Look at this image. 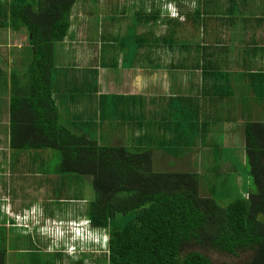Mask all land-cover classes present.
<instances>
[{"label": "trees", "instance_id": "obj_1", "mask_svg": "<svg viewBox=\"0 0 264 264\" xmlns=\"http://www.w3.org/2000/svg\"><path fill=\"white\" fill-rule=\"evenodd\" d=\"M75 1L0 0V28L24 30L28 43L20 65L13 64L0 77V159L4 165L0 175L7 174L3 188L14 215L39 203L44 219H53L56 215L48 199H72L69 185L83 186L84 178L94 197L80 216L93 229L106 231L108 241L104 253L94 259L90 253L74 252L71 256H78L73 260L77 264L85 259L94 264H213L209 250L227 256L219 264H264V123L245 124L244 168L256 189H245L246 195L237 190L229 201L231 166L224 168V164H237V169L241 164L229 148L207 134L212 122L225 117L205 111L212 98L203 103L192 98L186 104L181 97L180 110L152 122L151 116L143 120V116L133 118L112 109L110 104L118 97L95 92L96 70L92 81H86L80 68L69 73L56 68L55 46L68 32ZM87 1L98 0L82 2ZM157 1H146L148 12L142 5L147 23L168 19L159 15ZM200 18L198 13L196 24L208 19ZM12 53L0 45V64H7L6 57ZM95 95L102 104L96 116L80 108ZM215 107L223 109L224 105L218 100ZM119 122L131 131L156 128L157 134L148 132L143 140L136 137L128 144L122 137L114 141L112 132ZM103 124L106 130L101 129ZM45 151L50 155L44 156ZM228 157L230 161H225ZM27 230L14 217L0 218V264H6V240L15 235L27 237ZM66 244L64 238L62 245ZM35 250L40 260L42 252Z\"/></svg>", "mask_w": 264, "mask_h": 264}, {"label": "crops", "instance_id": "obj_2", "mask_svg": "<svg viewBox=\"0 0 264 264\" xmlns=\"http://www.w3.org/2000/svg\"><path fill=\"white\" fill-rule=\"evenodd\" d=\"M126 1H117L120 4L103 0L82 2L80 8H86V11L77 17L74 13L70 16L68 32L55 46L56 68L67 73L80 68L82 79L86 78V81H92L96 70L95 92L118 97L110 104L112 109L130 113L133 118H137L135 115L143 100L147 99L148 104L155 102L156 92L153 91L157 89L161 94L156 103H167L166 96L172 93L176 98H186V104L192 98L201 99V103L212 98L205 111L225 117L209 125L208 136L210 139L215 137L223 145L220 137L237 136L242 148L238 151L242 154L240 159L245 163V124L247 121L264 123V0H183L180 15L178 9L175 17L167 9L173 2L158 0V4L160 1L167 4L159 15L168 19L165 22L159 19L156 23H147L148 18L142 10L143 5L146 12L149 11L147 0H131L129 4ZM93 9L98 14L97 32L88 35L81 26L85 16L91 17L90 12L95 14ZM113 12H118V16ZM198 13L200 20L208 18L205 23L204 20L195 23ZM130 19L132 29L128 25ZM175 19L179 20L177 30L180 29L182 35L189 34L194 44L171 43L179 34L171 27ZM159 22L165 25L161 33L154 30ZM187 23L189 26H184ZM166 36H172L169 42ZM232 39V46L221 44L222 41L231 43ZM68 41L71 45L63 50L61 45ZM211 70L215 73L208 74ZM137 96H142V100L139 101ZM218 100L223 103V109L215 107ZM99 105L102 107L95 95L80 108L96 116L101 112L97 108ZM146 108L142 110L146 111ZM164 114L169 115L168 112ZM164 114L157 112L154 119L162 120ZM224 123L226 125H221ZM229 124L233 129L226 134L222 129ZM114 131L118 133V129L115 127L112 132V139L116 141L119 137Z\"/></svg>", "mask_w": 264, "mask_h": 264}, {"label": "rangeland", "instance_id": "obj_3", "mask_svg": "<svg viewBox=\"0 0 264 264\" xmlns=\"http://www.w3.org/2000/svg\"><path fill=\"white\" fill-rule=\"evenodd\" d=\"M82 1L83 0L75 1L71 9L70 16L73 13L76 16L79 13L86 11L85 10L86 8H84V10H81L80 8V3ZM131 2H132L131 0L126 1V3L128 4ZM117 4H120V2H118ZM156 4L159 8H161L163 12L165 11L167 7L166 3H162L160 1L159 4L157 2ZM180 4H182V0H179V2H173L172 4H168L167 9L171 11L172 16L178 15V9H179V15H180V9H181ZM111 8L112 7H110V9ZM93 10L95 14L90 12L91 17L85 16V19L83 20L82 26H81V30H84V33L88 35H93L94 32H97L95 28V23L98 21V18H97L98 14L95 9ZM128 10L129 9H127V11ZM116 13L118 12H113L112 14L115 16H118V14ZM115 20L116 18L113 21ZM73 21L74 20L72 19L71 24H73ZM128 25L130 29L134 28L132 19L129 20ZM171 25H172V28L175 30V32H178L179 34H181V36H178L179 35L178 34L176 37H173L174 40L171 43H175V44L178 43V45H182V44L187 45L189 43L194 44V42L191 39H189V36H188L189 34L185 33L184 35H182L181 30L180 29L177 30L178 26H177L176 21L174 22L172 20ZM164 26L165 25H162L159 22V25L155 26V29H154L155 32H158V31L160 33L163 32V30L165 29ZM184 26H189V25L187 23ZM192 29L194 28L192 27ZM194 37L196 36L194 35ZM165 38H167L166 40L167 42H169L172 36H166ZM233 40L234 39H232L231 43H228V44L225 41H222L224 43H221V44L232 46ZM27 44H28L27 34L24 30L14 32L10 29L0 28V45L2 46V49L5 51V48H6L8 52H15V54L12 53L11 55H8L6 57L7 64H0V77H3L6 72H9L12 69L13 64L15 66L20 65L19 62L21 61V57H22L21 53H22L23 47L27 46ZM68 45H71L69 41H68V44H62L61 45L62 49L64 50L65 47H67ZM179 48L180 47H178V50ZM18 70L20 71V69ZM181 75H183V71H181ZM142 92H146V91H142ZM148 93H150V91ZM153 93H155L154 94L155 102H153L154 104L153 103L148 104L147 99L143 100L144 102L143 101H142L143 103L141 102L140 108L136 114L137 118L141 119L142 116L143 118L144 116L146 117L151 116L152 117L151 121L154 122L155 120L154 116L157 112L162 111L163 114L168 112L170 115H173L174 113H176L177 110H180L179 101H181L182 103L184 102L181 98L174 97L172 93L171 95L166 96L167 103L165 104L162 102L156 103V100L158 99V96H160L161 91L160 89H157V91H153ZM137 98L139 99V101L142 100V96H137ZM162 106H165V107H162ZM143 108H146L147 110L144 111L142 110ZM141 112H143V114ZM177 116L178 114L175 115V117ZM221 125H226V123L221 124ZM229 126H231V124L227 125L226 127H223L222 129L223 131H225L226 134L229 133V130L231 132V130L233 129V127H229ZM106 127H107V124H105V126L103 124V126H101V129H105ZM209 128H211V126ZM117 129H118V133L114 131L117 134L116 137H122V140L126 144H128V141L130 142L134 138L136 139V137L139 138L138 140L140 139L143 140L144 139L143 134H146L148 132L150 135L157 134L156 128H151V127H146V126L142 127L141 129L136 127L133 129V131L127 130L126 126L120 122L118 124ZM220 138H221V141L223 140V142L225 143L224 146L226 148H229V153H232V155L238 158L241 164V168L239 169H237V164L236 165L234 164L228 165V163L224 164V168L231 166L230 172L227 173L229 177L228 182L230 183L232 187V188L230 187L232 190V192L230 193L231 196L227 197L229 198V201H230L231 199H234L237 196V190L240 191L241 195H246L247 193L244 192L245 189L247 191L249 189L250 191H255L256 186L253 180H251L250 174L244 168V163L240 159L242 157V154L239 153L238 151H241L242 148H241V145H239V143L237 142L239 138L237 139V136L233 137L231 135H228V137L224 135ZM233 138H234V141L232 140ZM46 152L48 151H45L44 156H49L50 154L49 153L46 154ZM226 160L230 161V157H228V159H225V161ZM217 161L218 163L222 162L220 155L218 156ZM1 165H3V162H1V159H0V166ZM0 172H1V167H0ZM4 174H3L4 176L0 175V218L3 215L14 217L15 222L17 223L18 226H25L28 229L26 234L29 235L27 237H24L26 239H24L23 237H18L19 235H15L14 237H11L6 240L5 244L9 248L7 252V256H6V264H35L36 262H38L37 264H77L74 261L75 259H77L78 256H75V255L71 256L73 252L90 253L92 254V257H91L92 259L104 253L105 248L102 247V244L107 239V234L105 233L106 231L105 232L102 231L103 237L100 240L99 231L94 230L92 227H90L89 224L83 220L82 216H80L87 202L93 199L94 197L93 188L91 184H89V181L87 179L81 178L82 179L81 183L83 186H81V184L79 183L69 185V189H71L74 194V197L72 199H66L64 197L57 199V200L48 199V202H49L48 206L50 207V210L53 211L54 215L56 216L53 219L51 218L44 219L43 206L40 205L39 203L38 205L36 203L33 204V206L30 209L31 212H28L29 210H25L22 214L14 215L10 204H8L9 196L5 194L6 190L3 188V183L6 182L5 179L7 178V174L6 173ZM9 185L13 186L14 182L11 181ZM46 185L49 187L51 186V183L46 182ZM43 186L45 189H47L45 184ZM54 193H56L55 195L57 196H59L60 194L59 192H54ZM216 196H219V195L216 194ZM227 200L228 199H226V201ZM217 202L220 203V200H217ZM35 226L38 227L36 230L33 229V227ZM67 226H69L70 230L72 231L75 230L77 231V233L79 232L81 237L87 240L86 242L81 241L82 245L79 246L80 247L79 249H76L77 245L71 246L69 247V249L67 245H65L66 247L62 245V241L60 240L69 236L68 233L70 230L69 229L65 230ZM15 241L17 242L15 243ZM35 248L39 249V251L42 252L40 260L38 259L37 256H36L37 258H35V255L33 254L36 251ZM65 248L66 250L69 251V252L63 251L64 253H66V255L64 253H62L61 255L57 254L59 249L61 252ZM68 254L70 256H67ZM207 254H209V256L211 257L213 264H219L224 259H228L225 254L217 253L212 250H209ZM32 258H35V259H32ZM242 258H243L242 256L239 257V260H241ZM32 260H35V263H33ZM83 264H94V262H92L90 259H85Z\"/></svg>", "mask_w": 264, "mask_h": 264}, {"label": "clouds", "instance_id": "obj_4", "mask_svg": "<svg viewBox=\"0 0 264 264\" xmlns=\"http://www.w3.org/2000/svg\"><path fill=\"white\" fill-rule=\"evenodd\" d=\"M171 16H172V14H171ZM175 16H178V15H174V17ZM28 212H31V210H29ZM85 222H87L86 220H84ZM88 223V222H87ZM89 224V223H88ZM90 226V225H89ZM88 226V227H89ZM91 227V226H90ZM89 227V228H90ZM66 229H69V226H67L66 228H65V230ZM72 229V228H71ZM70 230V229H69ZM94 230H98V229H94ZM99 231V238H100V240H101V238L103 237V230H98ZM65 233H67V232H65ZM69 236L68 237H65V239H66V241H67V247H68V249H69V247H71V246H74V245H77L76 246V249H79L80 247L79 246H81L82 244H81V241H87V240H85L83 237H81V235L79 234V232L77 233V231H72V230H70L69 231ZM64 239V238H63ZM63 239H61L60 241H62ZM58 241V240H57ZM107 241H108V235H107V239H106V241L105 242H103V244H102V247H104V248H106V245H107ZM64 247H66V246H64ZM64 251L65 252H69L68 250H66V248L64 249ZM74 253V252H73Z\"/></svg>", "mask_w": 264, "mask_h": 264}]
</instances>
